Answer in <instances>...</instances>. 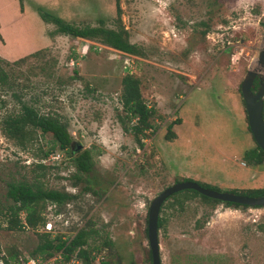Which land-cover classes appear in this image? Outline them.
<instances>
[{
  "label": "rangeland",
  "instance_id": "obj_1",
  "mask_svg": "<svg viewBox=\"0 0 264 264\" xmlns=\"http://www.w3.org/2000/svg\"><path fill=\"white\" fill-rule=\"evenodd\" d=\"M118 2L120 23L116 0H23L22 10L17 0H0V58L12 62L43 51L4 68L10 78L0 87V125L26 104L58 117L72 138L68 153L50 135L37 132L22 145L0 132V208L9 206V185L39 182L72 196L62 206L46 205L51 238L91 228L97 235L90 246L100 247L109 264H151L147 211L162 190L184 181L230 193L264 188V162L246 164L245 154L256 144L240 93L248 71L257 72L254 87L264 78L258 65L264 0ZM37 8L74 27L121 25L138 55L52 35L55 25ZM127 74L140 80L144 101L155 108L143 147L119 122ZM84 151L92 168L79 173L76 157ZM39 162L49 167L42 178L34 167ZM176 195L159 213L161 264H264V207H229L199 196L178 205L183 195ZM46 231H7L3 225L0 244L29 255Z\"/></svg>",
  "mask_w": 264,
  "mask_h": 264
},
{
  "label": "trees",
  "instance_id": "obj_2",
  "mask_svg": "<svg viewBox=\"0 0 264 264\" xmlns=\"http://www.w3.org/2000/svg\"><path fill=\"white\" fill-rule=\"evenodd\" d=\"M20 8H23V0H17ZM40 17L43 21L52 23L56 29L52 35L60 34L70 36L73 38H81L85 40L98 41L103 45H106L116 51L138 55V47L135 44L130 43L128 32L121 25L117 29H108L106 27H74L66 24L60 18L43 12L40 8H37ZM116 18L118 22L121 21V8L118 0H116ZM42 50H38L27 56L19 58L15 61H7L0 58V87L7 84L10 73L4 68H11L13 66L26 63L29 59H35L40 56ZM76 75V71H75ZM14 77V76H12ZM121 94L120 103L122 111L124 112L123 118H119V122L124 132H130L132 134L135 143L139 147H143L142 139L146 137L148 131H153V125L150 122L155 114V108L148 106L144 101L140 91V80L133 75L127 74L121 80ZM130 124L127 129L125 127L126 122ZM264 120V110H263ZM172 125L167 127V137L172 138ZM1 134L9 140H17L23 145V141H31L35 138L36 133L39 132L40 136L50 135L54 143L58 145L60 151L70 152L72 138L67 131V127L60 119L51 114H41L38 110L26 104H21L20 111L14 115H10L2 120L0 125ZM253 139V138H252ZM52 149L41 152V158L45 159L49 156ZM246 164L252 166H261L264 162V153L256 145L254 149L247 151L245 154ZM35 170L38 172L36 177H44L45 171L49 168L42 163L34 165ZM76 168L79 173H88L91 171V155L89 151H84L76 157ZM214 191H219L214 188L202 186ZM179 193V192H178ZM237 195L247 197H261L264 196V188L261 189H249L245 192H232ZM177 194V193H176ZM172 195L170 198L177 196ZM183 195L182 201H178L177 204L181 205L183 201L192 199L193 196H199L202 199L221 203L217 200L209 199L200 195L192 190L181 191ZM6 199L10 202L6 208H0V228L5 226L7 231H23L26 228L36 229L39 226H44L45 218L43 217V211L47 204H55L62 206L68 203L72 199V196L53 189H46L39 182L28 183L24 180L18 181L8 186ZM169 198V199H170ZM168 200V199H167ZM166 200V201H167ZM227 206H240L232 203H223ZM246 207V206H243ZM24 214L20 217V214ZM164 225V219L158 218V229H161ZM97 235V231L93 229H81L70 240H63L61 236L51 238L48 233L39 235V243L36 248L29 253L30 257L41 256L43 258H49L58 252H62V255L67 260L71 256L76 255L85 264H92L98 256H103L100 247L90 246L89 240ZM96 239V238H95ZM104 245H110L108 242H104ZM0 249H3L6 253L4 257L5 263L17 262L19 256L17 250L11 248H4L0 244ZM150 253V251H149ZM151 261V255H150ZM100 264H109L108 259H103Z\"/></svg>",
  "mask_w": 264,
  "mask_h": 264
},
{
  "label": "water",
  "instance_id": "obj_3",
  "mask_svg": "<svg viewBox=\"0 0 264 264\" xmlns=\"http://www.w3.org/2000/svg\"><path fill=\"white\" fill-rule=\"evenodd\" d=\"M258 65L261 67L264 66V49L259 54ZM256 75L257 72L255 70L247 72L244 80L240 84V93L244 102L248 129L255 144L264 153V78L260 77L259 87L253 92V83ZM185 190L195 191L204 197L217 200L221 203H232L249 208L264 207V196L247 197L230 192L214 191L203 188L191 181L175 183L165 188L150 202L147 211L146 234L151 255V264H161L158 239L159 229L157 226L160 209L172 195Z\"/></svg>",
  "mask_w": 264,
  "mask_h": 264
},
{
  "label": "built area",
  "instance_id": "obj_4",
  "mask_svg": "<svg viewBox=\"0 0 264 264\" xmlns=\"http://www.w3.org/2000/svg\"><path fill=\"white\" fill-rule=\"evenodd\" d=\"M50 158L56 160L58 158V155L57 156H50ZM53 205H55V204H53ZM44 227L47 230L46 233H49L52 230V224L49 223V222L45 221ZM79 230H81V229H79ZM77 233H78V231L76 232V234ZM74 236H72L69 239H66L65 237H62V239L63 240H70ZM4 257L6 258V253L4 252L3 249H0V264H85L76 255H73L69 259L66 260L64 258V256L62 255L61 251L58 252L57 254L53 255L52 257H49V258H46V259L41 257V256L30 257L28 255H22V256L18 257L17 262H10V263H5V261L3 259ZM102 259H103V256H98V257H96V259L94 260V263H92V264H100V261Z\"/></svg>",
  "mask_w": 264,
  "mask_h": 264
},
{
  "label": "flooded vegetation",
  "instance_id": "obj_5",
  "mask_svg": "<svg viewBox=\"0 0 264 264\" xmlns=\"http://www.w3.org/2000/svg\"><path fill=\"white\" fill-rule=\"evenodd\" d=\"M253 89H254L253 92H255V91L257 90V86L254 87V85H253ZM76 149H77V148H76ZM230 207H239V206H230Z\"/></svg>",
  "mask_w": 264,
  "mask_h": 264
},
{
  "label": "crops",
  "instance_id": "obj_6",
  "mask_svg": "<svg viewBox=\"0 0 264 264\" xmlns=\"http://www.w3.org/2000/svg\"><path fill=\"white\" fill-rule=\"evenodd\" d=\"M81 39V38H80ZM82 40H85V39H82Z\"/></svg>",
  "mask_w": 264,
  "mask_h": 264
}]
</instances>
